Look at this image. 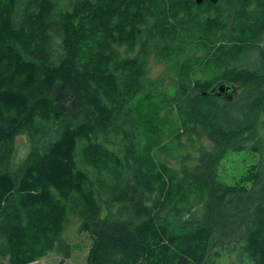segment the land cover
<instances>
[{"label":"trees","instance_id":"obj_1","mask_svg":"<svg viewBox=\"0 0 264 264\" xmlns=\"http://www.w3.org/2000/svg\"><path fill=\"white\" fill-rule=\"evenodd\" d=\"M247 152L264 0H0V264L69 258L72 223L86 264H264V168L220 177Z\"/></svg>","mask_w":264,"mask_h":264},{"label":"rangeland","instance_id":"obj_2","mask_svg":"<svg viewBox=\"0 0 264 264\" xmlns=\"http://www.w3.org/2000/svg\"><path fill=\"white\" fill-rule=\"evenodd\" d=\"M164 64L152 65L150 67V73L152 76H157L164 70ZM257 85H247L243 87H236L238 94H248ZM17 145L19 148V156L21 159L26 155V145L27 141L24 136L17 140ZM18 159V160H19ZM260 163L264 168V153L259 155L252 154L250 152L243 154H235L228 156L224 161L220 169V177L223 181L236 184L244 181L246 175L248 174L250 168ZM66 236L68 237L71 245L72 251L69 258H64L63 255L58 253H49L44 258L38 260V264H86V260L89 254L91 240L90 236L86 233L79 234L77 232V224H70L66 231ZM223 237L221 228H216L215 236L212 241L213 247H220L223 245ZM64 259V260H63Z\"/></svg>","mask_w":264,"mask_h":264},{"label":"water","instance_id":"obj_3","mask_svg":"<svg viewBox=\"0 0 264 264\" xmlns=\"http://www.w3.org/2000/svg\"><path fill=\"white\" fill-rule=\"evenodd\" d=\"M205 0H195V2L199 5L202 4ZM213 4L218 3L220 0H209ZM205 95H217L225 97L228 100H232L234 96L237 94L236 89L227 83H220L215 86L210 92L204 93Z\"/></svg>","mask_w":264,"mask_h":264}]
</instances>
